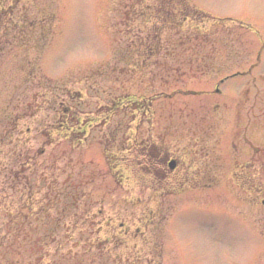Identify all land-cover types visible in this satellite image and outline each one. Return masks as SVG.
Segmentation results:
<instances>
[{"label": "rangeland", "instance_id": "obj_1", "mask_svg": "<svg viewBox=\"0 0 264 264\" xmlns=\"http://www.w3.org/2000/svg\"><path fill=\"white\" fill-rule=\"evenodd\" d=\"M154 6L171 10V22L163 26L164 14ZM11 8L15 21L7 17ZM19 17L25 32L13 36ZM5 36L0 264H264V233L257 230L264 229V208L251 216L247 206L237 205L247 197L264 200V185H242L248 174L258 178L257 170L240 169L248 148L243 134L234 135L229 147L217 139L204 146L209 170L195 173L187 166L185 178L187 186L203 188L180 195L169 193L170 180L152 181L138 171L143 161L130 153L136 150L133 134L152 131L146 103L154 97V132H164V112L173 114L170 150L180 138L183 160L191 161L194 102L202 98L182 89L204 88L218 72L197 71L187 61L195 55L234 53L229 61L219 54L218 64L204 67L224 75L258 64L249 81L262 86L264 104V0H0V42ZM242 84L232 79L222 91L242 101ZM126 96L141 108L123 101ZM114 100L123 108L108 119ZM72 115L83 122L75 125L82 132L76 137L89 132L75 148ZM227 120L226 130L237 134ZM88 123L97 125L90 129ZM260 139L253 142L264 144ZM174 188L178 192L179 184ZM152 210L161 220L156 227L147 224Z\"/></svg>", "mask_w": 264, "mask_h": 264}, {"label": "flooded vegetation", "instance_id": "obj_2", "mask_svg": "<svg viewBox=\"0 0 264 264\" xmlns=\"http://www.w3.org/2000/svg\"><path fill=\"white\" fill-rule=\"evenodd\" d=\"M10 7H13L11 5ZM149 9L151 7H148ZM155 9H157L158 13H163V26H166L169 21L171 22L172 17H171V10H168L166 8L162 7H157L154 6ZM135 11V9H134ZM12 15L11 20H14L17 18L14 9L11 8V14L8 12L7 17ZM184 19L187 21L188 18L184 17ZM24 22V18L19 17L17 21H19L18 26H14L13 24L11 25V33L13 36H15L16 33H24L25 30L20 29V25L23 24L22 21ZM226 23H233L230 19L225 20ZM229 28V27H228ZM213 34L217 30L214 26L212 27ZM6 35V33H5ZM12 36V37H13ZM6 37V36H5ZM4 37V39H5ZM7 38V37H6ZM16 38H12L14 43L16 42ZM216 41V40H215ZM10 40L7 38V40L0 42L1 44L4 43H9ZM217 41L213 43L212 47L216 48L217 47ZM225 45L227 46V49L232 50L233 47L228 48V43L225 42ZM224 49V48H223ZM219 52L214 53L211 52L210 54H199L198 56L195 55V57L189 58L187 61L192 62L194 61L196 64V70L199 72H203L204 69L210 73L205 72L206 74H212L214 71H218L216 74L212 75L211 83H207L204 85V88H199L193 89L192 87L190 88H183L182 91L185 92L186 94H192L193 96H199L202 98L201 100H198L197 102L195 101V129H196V148L192 150V152H189L192 155H189L190 157L188 158L191 161L186 162L183 160V157H185V146L181 147V143H183L182 140H179L176 143L178 144V148L174 151L171 152L170 146L172 143H170V135L175 134L173 132L172 134L169 132V126L174 119L172 118L174 115L173 114H168L166 117L165 112L163 113V117L165 121L168 122L164 126V132L163 133H158L154 132L153 129V122H154V115L155 111L152 108V104L154 103V97L148 98V101L146 103V107L148 112H152V118H147L148 123L152 124V131H149L147 135H142V134H136V132L133 134L136 136L132 141L136 143V150H131L130 153L131 155H137L140 157V159L143 161V165L139 166L138 171L142 172L143 175H147L150 177L152 181L155 179H158V181H171L174 179L175 182L170 183L169 185L171 186V189L169 190V193L172 195H180L182 194L186 189H191L190 187L195 188H203L202 184L198 185L197 183H189L190 187L186 185V170L187 166L190 167L192 170L194 167L196 169L194 170L195 173L199 170H203L204 173L206 174L205 171L207 169L206 161L203 160L202 155H206V152L204 153L203 147L206 145H209L210 141L217 139L218 144L226 145V147H229L230 142L233 139L234 135H242L244 144L248 146L247 148V153L244 155V163L241 164L240 169L244 170H250L254 169L258 171V178H252L249 176H244L246 177L242 181L243 188L247 187L248 189H254L257 188L256 183H258V189H261V187L264 185V177H260V173L264 170V158H262V154L264 155V144H259L256 145L253 141L255 140H262L264 141V104L262 102L263 96L262 93L263 91L261 90L262 86H259L258 82L253 79V83L251 84L249 79L252 78L253 76V71L254 69H246V70H241L237 71L232 74H226L222 73V71H219L218 69L214 68H204L206 65H208L207 61H210L211 66H215V64H218L219 59ZM155 54H153L154 56ZM164 56L165 60H168L170 57L169 54H162ZM223 57L226 58L227 61L233 59L234 53L232 52H227L221 54ZM203 67V68H202ZM232 79H237V80H242L244 84L240 85L239 92L242 93L243 95V100L238 101L233 100L231 95H227L222 91V88L225 87V85ZM260 81V80H258ZM175 91L174 93H176ZM126 101L130 106L136 107V110L140 109L139 105L135 102V99L129 96H126V98L123 100ZM122 100H114L113 103L115 107L111 109L112 111L109 113L107 116L108 119H111L113 115H118L119 110H122L123 103ZM126 107V106H124ZM112 108V107H110ZM147 111L144 113L147 115ZM182 112L181 110L179 111V117L181 118ZM231 118V123H233V128H237V134L232 131H227V124L225 123V120L228 119L227 121L230 122ZM243 118V120H242ZM238 120V122H237ZM240 120H242L240 122ZM93 121H90V123ZM88 123L87 126L88 128L92 129L94 125H97L96 123L90 124ZM79 125L78 127L80 128V125L83 124L82 120L79 118L74 117V115L70 116V141H71V146L72 148H75L76 146H79L77 143H81L80 146L83 143V140L88 136L89 132L86 130V134H84L83 140L79 139L76 137L79 134H82V132L77 131L75 128V125ZM242 130L243 132L241 133ZM257 131H259L257 133ZM132 132V131H131ZM240 132V134H238ZM139 136H142L143 139H139ZM131 137V136H130ZM117 140L116 138H113ZM144 140V141H143ZM114 143H116L114 141ZM132 146H134L132 144ZM227 156V154H226ZM234 156V155H233ZM232 156V158H233ZM228 157V156H227ZM255 157H257L258 161L255 160ZM231 158V159H232ZM235 164V162H234ZM141 165V164H139ZM121 169V165L118 167ZM247 175V174H246ZM197 176V174L195 175ZM194 176V177H195ZM233 185H235L234 182H232ZM179 184L180 188L179 191L177 192L176 189L174 188L175 185ZM238 184V183H237ZM239 185V184H238ZM233 202H236V199H231ZM237 205H243L244 207L247 206L248 211L250 212L249 214L251 216H254L253 214L256 213L257 211L261 210V208H264V200L258 201L257 199L253 198H244L243 200L237 199ZM246 208V207H245ZM161 210V208H160ZM245 212V211H244ZM159 214V213H158ZM158 214H156V211L152 210L151 211V220H148L147 224L149 226L152 225V227H156L160 224L159 219L155 218ZM239 215V214H238ZM242 216V215H240ZM155 218V219H154ZM244 218V216H243ZM157 219V220H156ZM157 221V222H156ZM252 226V225H251ZM137 230L140 231L138 228ZM255 230V228H254ZM258 231L262 232L261 234L263 235L264 229H257Z\"/></svg>", "mask_w": 264, "mask_h": 264}]
</instances>
